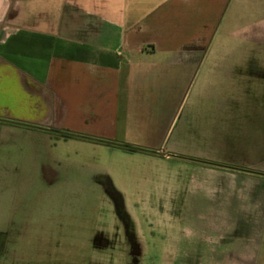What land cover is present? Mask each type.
Masks as SVG:
<instances>
[{"label": "crops", "instance_id": "obj_1", "mask_svg": "<svg viewBox=\"0 0 264 264\" xmlns=\"http://www.w3.org/2000/svg\"><path fill=\"white\" fill-rule=\"evenodd\" d=\"M0 119V264H264V0H0Z\"/></svg>", "mask_w": 264, "mask_h": 264}, {"label": "rangeland", "instance_id": "obj_2", "mask_svg": "<svg viewBox=\"0 0 264 264\" xmlns=\"http://www.w3.org/2000/svg\"><path fill=\"white\" fill-rule=\"evenodd\" d=\"M86 182L79 180H74L73 182V197L68 198L69 201H73V210H74V221L80 222L85 221L90 225L97 223L104 224H116L119 222H124L128 224L140 223L145 227L146 223H155L166 219L168 214H153V213H132L128 212L126 209L127 202L135 204L139 201L146 200L145 197H126L123 198L124 202L121 203L119 198L115 196L101 195L100 188L85 187ZM160 196L153 195L149 200V204H161ZM179 216V220H182L181 216L183 215L187 220L190 219V214H175ZM193 216V214H191ZM195 220L205 222V221H219L225 218L224 213H200L195 214ZM183 217V219H184ZM193 219V218H192ZM78 246L75 245V248ZM80 247V246H79ZM76 254V253H75ZM79 257V256H78ZM140 258V257H139ZM127 263L131 264H146L147 262L142 260L129 261ZM263 264V262H262Z\"/></svg>", "mask_w": 264, "mask_h": 264}, {"label": "trees", "instance_id": "obj_3", "mask_svg": "<svg viewBox=\"0 0 264 264\" xmlns=\"http://www.w3.org/2000/svg\"><path fill=\"white\" fill-rule=\"evenodd\" d=\"M0 122L3 123H7V124H13V125H20V126H24V127H28L25 124L19 123V122H14V121H8V120H1ZM50 133H52L53 135L62 138V139H84V140H89V141H94L97 143H103V144H107V145H111L112 143L108 142V141H103V140H97V139H92V138H87V137H83V136H79L77 134H73V133H66V132H59V131H55V130H48ZM122 146L123 148L132 151V152H143V153H154L150 150H146V149H142V148H138L132 145H128V144H123V145H119ZM192 161H197V162H202L201 160H192ZM219 167H224L227 169H232V170H239V171H246L242 168H238V167H234V166H223V165H217Z\"/></svg>", "mask_w": 264, "mask_h": 264}]
</instances>
